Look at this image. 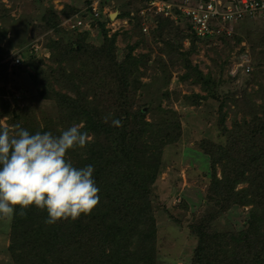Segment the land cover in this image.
Masks as SVG:
<instances>
[{"label": "trees", "instance_id": "16d2710c", "mask_svg": "<svg viewBox=\"0 0 264 264\" xmlns=\"http://www.w3.org/2000/svg\"><path fill=\"white\" fill-rule=\"evenodd\" d=\"M71 10L77 13V10ZM73 12L66 16L70 17ZM49 14L51 21L43 18L41 21L46 23V29H54L56 17L51 11ZM84 15V19L80 18L83 22L88 20L90 27L99 29L100 45L85 42L89 29L73 28L77 32L75 42L64 44L59 40L52 43V48L57 51L52 61L56 65L54 68L50 67L48 72L41 70L40 66L44 67L41 62L32 66L35 75L31 78L40 87L41 101L51 100L57 109L56 119H48L53 125H30L31 121L37 120L33 113L29 115L32 108L18 111L17 116L12 112L5 114L10 118L11 126L20 125L30 134L51 132L59 136L75 124L88 135H93L94 141H88L84 148L70 149L65 159L77 168L94 167L99 202L89 214H81L76 220L62 219L54 224L45 223L48 218L46 209L33 205L22 216L17 207L10 223L8 254L15 264H156L152 190L159 173L162 150L179 141L181 125L175 111L169 108L164 111L159 105L151 122L145 121L147 111L142 109L131 110V114L126 112L125 120L119 119L120 113L110 115L113 113L102 104L101 97L107 95L106 98L119 102V109L127 110V104L122 102L126 101L140 61L132 54L134 46H127L122 61L115 62L116 36H107L106 22L100 20L99 13ZM119 17L139 18L126 11L120 12ZM155 21L156 38L164 41L167 51H176L179 47L175 40L179 34L178 40L188 39L194 44L206 41L196 37L184 19L166 24L156 16ZM182 21L187 25V33L178 27ZM247 22L244 26L250 28L245 34L258 68L254 81L257 77L264 78V20L255 18L247 19ZM240 26L237 28L241 29ZM259 32L263 34L262 38L253 39ZM4 34L5 30L0 29V36ZM231 38L220 35L218 40L227 42ZM19 55L22 66L25 54ZM30 58V61L35 59ZM158 60L164 63L161 57ZM113 64L116 65L114 72L111 70ZM191 70L192 74L199 75L204 85L214 82L202 78L196 68ZM249 73L251 70L244 75ZM199 99L200 96H195L192 103ZM253 118V128L243 130L237 126L228 132L230 141L227 146L208 141L199 145L211 169L205 201L216 212L205 220H197L193 226L188 225L193 237L197 238L190 264H264V120L256 115ZM114 120H119L120 126H114ZM9 131L12 133L15 128ZM100 136L105 142L99 140ZM216 167L220 169L219 177L216 176ZM239 185L243 187L237 188ZM235 206L248 207L242 230L208 229L211 219Z\"/></svg>", "mask_w": 264, "mask_h": 264}, {"label": "rangeland", "instance_id": "374dc122", "mask_svg": "<svg viewBox=\"0 0 264 264\" xmlns=\"http://www.w3.org/2000/svg\"><path fill=\"white\" fill-rule=\"evenodd\" d=\"M145 6L143 0H0V29L5 30V34L0 36V126L13 130L15 127L10 125L5 112L17 116L18 111L27 108L33 109L29 115L33 113L37 117L35 121L28 119L33 120L30 125H53L48 119H56L57 109L53 101H41L40 87L31 78L35 75L32 66L41 62L44 64V67L40 66L41 70L48 72L50 67L54 68L56 65L52 61L57 51L52 48V43L59 40L64 44L75 42L77 32L71 28L74 20L76 17L84 19V14L89 15L92 8H96L100 20L106 22L107 36H116L115 62L122 61L127 46H134L132 54L140 61L126 101L122 102L127 104V110L119 109V102L106 98L107 95L101 97L102 104L113 113L110 115L120 113L119 119L125 120L126 112L131 114V110L142 109L147 111L145 121L151 122L157 105L164 111L172 109L178 115L181 125L179 141L162 150L160 169L152 190L156 264H190L197 238L193 237L188 225L193 226L197 220H205L216 212L205 201L211 169L199 145L208 141L225 147L230 141V130L237 126L243 130L245 127L253 128L255 115L264 120V78L257 77L253 81L258 68L245 34L250 28L244 26L247 19L239 21L241 29L237 26L231 35L233 38L227 42L211 39L194 44L188 39L178 40L179 34L175 38L179 47L170 52L164 41L156 38L157 23L153 12L147 11L146 16L139 15L138 19L119 17L120 12L125 11L130 16H138L145 11ZM50 11L56 17L54 29H46V23L41 21L42 18L51 21ZM69 12L73 14L67 17ZM116 13L117 16L111 18ZM160 18L166 24L171 21ZM87 21L84 22L88 24ZM178 27L183 33L188 32L184 21ZM83 28L89 29L86 43L94 46L102 43L99 29L90 27V24H84ZM262 36L259 32L252 38L260 40ZM21 53L25 54L23 65L15 67L12 61ZM31 56L34 61H30ZM160 57L164 63L158 60ZM240 58L248 62L251 73L244 75L239 69L233 76L231 71ZM193 68L201 73L202 78L214 82L204 85L199 75L194 71L191 73ZM111 70L116 71L115 64ZM106 87L108 89L109 86ZM197 95L201 99L192 103ZM254 110H257L255 114L250 113ZM44 118L46 121H42ZM99 140L105 142L102 136ZM88 141H94L93 135H88ZM216 176H220L219 167H216ZM242 187L239 185L237 188ZM247 210L248 207H231L221 216L211 219L208 229L242 230ZM11 218L0 217V264H15L8 254Z\"/></svg>", "mask_w": 264, "mask_h": 264}, {"label": "clouds", "instance_id": "9594fccd", "mask_svg": "<svg viewBox=\"0 0 264 264\" xmlns=\"http://www.w3.org/2000/svg\"><path fill=\"white\" fill-rule=\"evenodd\" d=\"M120 126L119 120L113 121ZM88 133L72 125L59 136L15 126L0 129V217L11 218L17 207L46 209L47 224L89 214L99 202L94 167H74L65 159L70 149L84 148Z\"/></svg>", "mask_w": 264, "mask_h": 264}, {"label": "built area", "instance_id": "2783aa9c", "mask_svg": "<svg viewBox=\"0 0 264 264\" xmlns=\"http://www.w3.org/2000/svg\"><path fill=\"white\" fill-rule=\"evenodd\" d=\"M143 2L146 4L145 11L138 16H146V12L150 11L155 17H163L174 22L184 19L194 35L204 40H217L220 35L231 36L239 21L243 19L264 20V0H143ZM92 11L95 12L96 8H92ZM97 14L96 11L95 16ZM76 19L71 26L72 29L88 25L80 18ZM143 30L146 31L145 28ZM240 60L236 68L232 69V74L239 69L242 74L251 70L248 62L243 61V58ZM12 65H21L19 56L14 58Z\"/></svg>", "mask_w": 264, "mask_h": 264}, {"label": "water", "instance_id": "95a60500", "mask_svg": "<svg viewBox=\"0 0 264 264\" xmlns=\"http://www.w3.org/2000/svg\"><path fill=\"white\" fill-rule=\"evenodd\" d=\"M116 16H117V13H116V14H113V16L111 15V18H112V17H114V18H115ZM14 115H15V114H14Z\"/></svg>", "mask_w": 264, "mask_h": 264}]
</instances>
